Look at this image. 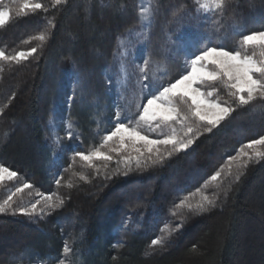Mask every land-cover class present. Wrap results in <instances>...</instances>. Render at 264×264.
Listing matches in <instances>:
<instances>
[{
  "label": "trees",
  "instance_id": "obj_1",
  "mask_svg": "<svg viewBox=\"0 0 264 264\" xmlns=\"http://www.w3.org/2000/svg\"><path fill=\"white\" fill-rule=\"evenodd\" d=\"M21 2L0 0V9H11L0 51L37 52L19 64L0 60V164L19 173V185H32L25 195L63 204L41 215L0 213V264H264V158L239 169V180L237 163L231 175L227 163L264 136V100L240 106L223 81H206L201 90L215 87L212 98L235 111L211 132L200 130L189 150L81 172L75 153L100 148L122 110L113 82L141 28L138 0H31L44 9L18 16ZM151 16L136 59L162 67L166 87L205 47L244 51L242 35L264 30V0H228L223 15L198 10L194 0H151ZM7 195L0 191V203ZM205 195L214 206L196 211ZM156 238L163 243L153 246Z\"/></svg>",
  "mask_w": 264,
  "mask_h": 264
},
{
  "label": "snow or ice",
  "instance_id": "obj_2",
  "mask_svg": "<svg viewBox=\"0 0 264 264\" xmlns=\"http://www.w3.org/2000/svg\"><path fill=\"white\" fill-rule=\"evenodd\" d=\"M66 2V0H54L56 5ZM198 6V10L204 13L219 12L223 15L228 0H194ZM44 9V5L39 2H31V0H22L17 15H27L29 12L35 13L37 10ZM142 19H150L151 13L148 9L142 8L139 12ZM11 19V9H0V27L6 25ZM41 41L46 39V36H39ZM239 46L244 51L226 50L221 47H205L198 55L191 57L188 61L190 70L181 75L174 82L163 87L156 94H151L146 98V103H142L138 107L137 120L135 126L131 122L125 123L123 120H117L114 129L104 135L102 145L94 151L85 154L76 152L75 155L82 161H87L92 164L94 159L112 161L111 153H116L122 156L123 163L127 166L133 161L139 166L144 162L151 161L152 163L163 162L167 157H171L174 152H179L188 149L194 143V135H199L200 124L207 125L204 127L205 132H211L217 127L221 121L225 120L235 108L226 106L220 103L218 99H213V94L216 92L215 87L211 91H202L198 85L206 81L215 82L223 81L224 86L231 91L229 95L235 98V102L240 106L251 104L253 101L264 100V30L252 31L242 35L238 41ZM248 49H251L249 54ZM37 52L36 47H32L29 51H19L15 55H7L4 51H0V60L14 61L19 64L22 60H26ZM149 61L144 60L143 66L139 67V71L145 75ZM126 71V70H125ZM186 109V110H185ZM3 109H0L2 114ZM193 121L200 122L193 125ZM175 125L180 126V131ZM166 126L170 129L167 134L161 133L160 138H151L141 129L147 127L155 131L156 129ZM71 125H68L70 128ZM182 132V135H181ZM67 138H73L71 131L67 132ZM57 141L60 137H55ZM108 147V151L101 150L102 147ZM168 146L171 149L168 150ZM250 150V151H249ZM128 153L127 155H123ZM254 158H264V136L258 139H253L247 144L242 145L236 152V155L228 157V174L231 175L232 162L237 163V173L235 179L239 180L241 168H246L248 163ZM118 163L120 161H117ZM222 169L217 170L209 179L217 181L222 175ZM19 173L11 170L9 167L0 164V184L16 181ZM81 179H85L81 176ZM59 183V181H57ZM30 183H22L15 187V190L0 203V213L8 210L19 211L24 215H31L36 212L38 204L32 203L30 210L28 207L17 204L14 207V197L18 193H22L24 189L31 188ZM71 187V184H69ZM45 207L55 209L62 206L63 200L58 203H53L52 198L47 197ZM206 202V203H205ZM184 201H181L183 204ZM214 200L203 197V201L195 205L196 211H205L207 206H214ZM188 209L193 210V205L188 204ZM44 209L41 208V212ZM152 245H160L163 243L162 238L152 240ZM72 252L66 242L63 246V254L65 257ZM58 264H66L64 258L58 260Z\"/></svg>",
  "mask_w": 264,
  "mask_h": 264
},
{
  "label": "rangeland",
  "instance_id": "obj_3",
  "mask_svg": "<svg viewBox=\"0 0 264 264\" xmlns=\"http://www.w3.org/2000/svg\"><path fill=\"white\" fill-rule=\"evenodd\" d=\"M138 6H139V12L142 8L148 9L151 13V0H138ZM4 8H6L4 6ZM3 8V9H4ZM202 11V10H201ZM151 18L150 19H141V28L133 33V39L135 40V43L131 46H125L124 51L120 54L119 56V61L116 67V75L114 78L113 82V88L115 87V90L117 91L119 102L121 104L122 110L119 113V119L123 120L125 123L131 122L132 126H135L136 120H137V114L138 111L141 110L138 106L141 105L142 103H146V98L149 97L151 94H156L159 90H162V84L158 80L160 76L165 74V70L158 66V64L149 61L147 69H146V79H143L142 77L145 75L144 73H141L139 71V67L143 66V62H139L136 57L138 55V52L141 50L142 45H143V40L145 37V34L147 33L149 29V24L151 23ZM190 44H195V43H187L189 47ZM191 47L190 49H192ZM249 50V49H248ZM126 70V71H125ZM189 70H190V64H189ZM199 87V85H198ZM144 99V100H143ZM186 110V109H185ZM200 122L193 121V125H197ZM68 123H66L65 126V135L67 137V132L71 131V127L68 128ZM207 125L200 124L199 126V131H203V133H208L205 132L203 129ZM178 131H180V126L175 125ZM145 134L149 135L151 138H157L160 136L161 133L167 134L170 132V129L166 126H162L159 129H156L155 131H152V129H149L147 127H142L141 129ZM73 131V132H72ZM72 133H74V130L72 129ZM200 131V132H201ZM182 135V132H181ZM199 136V135H198ZM194 141L197 138V135L193 136ZM194 144V143H193ZM193 144L186 150H182L179 152H174L172 156L180 153V152H185L189 150ZM171 149V146H168V150ZM102 151L107 152L108 147H102ZM128 153H124L123 155H127ZM113 156L112 161H104V160H98L94 159L92 161V164L90 165L89 162L87 161H82L81 163L78 164L79 168L78 170L81 172H84L88 169H93V168H99L104 166H108L109 164H122V156H118L116 153H111ZM171 156V157H172ZM169 158V157H167ZM80 160V158L78 159ZM117 161H120L119 163ZM143 161V160H142ZM135 161H133L130 166H133ZM126 166V165H125ZM77 173V172H76ZM75 173V174H76ZM74 174V175H75ZM14 184V186H13ZM19 185V181H13V182H6L4 184H0V191L9 193V195L15 190V186ZM25 190V189H24ZM95 195V194H93ZM8 196V195H7ZM6 196V198H7ZM47 195H41L38 193H33L30 192L29 194H24V193H18L14 197V207L19 204L22 206H28L30 210V206L32 203H37L38 207L34 215H41L43 212L47 209L45 205L47 204ZM41 208L44 209L43 212H41ZM19 211H16V214H18ZM255 237L253 239H257L258 237L254 235ZM251 237V236H250ZM257 237V238H256ZM255 243V241H254ZM172 246V245H171ZM173 247V246H172ZM257 247V244H256Z\"/></svg>",
  "mask_w": 264,
  "mask_h": 264
}]
</instances>
